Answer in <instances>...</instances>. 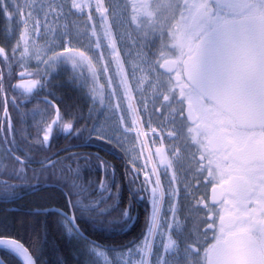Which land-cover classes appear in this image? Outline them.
I'll use <instances>...</instances> for the list:
<instances>
[{"label":"snow or ice","instance_id":"obj_1","mask_svg":"<svg viewBox=\"0 0 264 264\" xmlns=\"http://www.w3.org/2000/svg\"><path fill=\"white\" fill-rule=\"evenodd\" d=\"M67 3L66 7L65 0H24L27 12L19 2L13 5L23 29L12 50L13 59L20 48L21 68H26L24 57L32 55L39 60L40 52H30V48L42 35V28L54 34L52 25L62 19L66 21L73 15V9L80 14L87 12V19L91 21L88 10L94 8L99 13L101 36L106 42L102 45L96 25H91L89 31L97 50V63L101 65L102 74L107 73L105 51L101 49H110L107 53L109 63L115 64L122 94L130 100L132 90L117 48L113 24L127 22L134 25L133 30L143 38L137 42V58L141 64L152 71L156 65L165 69V73L154 75L150 87L158 96V100L154 98V110L165 109L158 119L167 121L164 127L171 145L170 153L163 148L156 149L165 174L171 172L169 195L172 199L168 201L171 223L167 220L163 225L161 223V202L165 192L159 176L152 181L146 174L145 182L153 185L150 190L153 209L142 241L123 251L108 249L113 254L111 260L101 250V245L88 242L86 255L102 258L103 264H264V0H115L110 7L105 6L104 0H67ZM0 10L11 19L5 0H0ZM110 19L113 23H109ZM64 27L67 28V24ZM153 41H158L161 46L158 51L162 61L147 58L144 48L155 47ZM63 50L71 52L72 48L64 47ZM0 57L7 64L8 56L3 47H0ZM68 60L74 67L77 62L87 65L93 82L99 85V90L94 87L92 91L103 102L104 86L99 84L95 65L85 52L64 57L60 51L51 48L50 55L42 62L52 67L58 61ZM140 70L144 71L143 68ZM136 71L137 68L132 69L133 76ZM165 74L166 80L161 82L159 77ZM19 76L21 80L14 87L23 89L27 96L38 86H44L39 79H24L31 76L26 70L20 71ZM106 79L111 85L112 78ZM145 80L147 76L141 77L137 88ZM3 82L4 73L0 71V96L7 114L8 99L3 93ZM111 95L115 96L116 92ZM49 107L54 111L50 113L47 126L38 130L43 133L42 140L39 136L34 138L38 143L47 146L53 126L57 124L65 133L79 134L80 130L64 120L58 107L50 102ZM129 108L135 110L131 104ZM144 108L147 110V102ZM148 123L150 131L156 132L150 119ZM163 139L162 136L161 142ZM17 151L19 149L12 148L8 153L13 165L11 176L24 182L27 180L25 161L15 154ZM25 159H29L27 153ZM194 159L196 166L190 175L197 179L191 183L186 180L184 192L191 199V207L196 209L197 216L203 218L188 221L185 217L189 223V227H185L177 219L179 189L172 187V182L177 181L178 173L189 171L185 162L190 164ZM40 163L54 172L50 159ZM152 174H157L155 168ZM78 179V175L73 177V188L79 187L83 192L85 189L75 183ZM199 182L204 183L206 189L211 188L210 201L200 193ZM95 188L101 193L98 199L90 200L86 205L80 200L75 203L69 200V203L78 210L94 213L97 223H112L109 217L113 215L114 201L110 203L105 195L109 190L103 182ZM189 188L195 189L196 194L189 192ZM14 191V185L0 180V197L10 199ZM119 215L127 226L131 220L129 213L120 211ZM64 220L66 227L71 225L67 228L69 234L74 231L75 235H81L75 217L64 215ZM161 227L167 230L161 233V237L167 235V243L162 252L159 249L153 252V241ZM0 245L23 257L24 264H36L28 249L18 241L0 239ZM87 264L98 262L89 259Z\"/></svg>","mask_w":264,"mask_h":264},{"label":"trees","instance_id":"obj_2","mask_svg":"<svg viewBox=\"0 0 264 264\" xmlns=\"http://www.w3.org/2000/svg\"><path fill=\"white\" fill-rule=\"evenodd\" d=\"M17 2L20 3L19 0H5L11 19L0 10V47L8 56L7 64L0 57V71L4 73L3 93L8 98L4 140L0 133L5 155L0 180L15 186L10 199L0 197V238L22 243L37 264H87L89 259H93L86 255L79 240L68 236L62 217L56 213L40 212L56 208L70 213L68 200L73 203L80 200L86 205L90 200L98 199L101 193L95 186L103 182L109 190L106 197L110 203L114 201L113 215L109 217L112 223H97L94 213L78 210L71 204L76 223L90 241L106 251L134 247L142 241L148 228L149 190L139 168L131 164L117 147L94 135V128L106 111L108 92L103 87L101 102L92 91L94 87L99 90V85L93 82L87 65L77 62L74 67L71 60L58 61L52 67L45 64L41 70L28 71L31 76L24 79H39L44 85L38 86L32 95L27 96L23 89L15 88L14 85L21 80V49H17L15 59L12 50L23 30L13 7ZM96 75L99 79L98 73ZM49 102L59 108L65 121L72 122L73 128L80 131L79 134L65 133L60 124L54 125L50 141L44 146L34 138L39 136L42 140L43 133L38 130L50 122L54 108L49 107ZM37 107L45 109L44 120L39 122V118L32 120V115L23 114V111ZM7 148L19 149L15 154L32 162V168L25 165L26 181L11 176L13 165ZM25 153L29 159H25ZM46 159H50L54 172L39 164ZM73 175L79 176L75 183L85 191L73 188ZM35 187L38 189L34 191ZM21 193L25 196L17 198ZM120 211H127L131 217L127 226L121 221ZM0 258L5 264H22L7 250L0 249Z\"/></svg>","mask_w":264,"mask_h":264},{"label":"rangeland","instance_id":"obj_3","mask_svg":"<svg viewBox=\"0 0 264 264\" xmlns=\"http://www.w3.org/2000/svg\"><path fill=\"white\" fill-rule=\"evenodd\" d=\"M20 6L24 12H27V8L24 7V0H19ZM47 2V0H45ZM105 3V1H104ZM65 6H68L67 0H65ZM106 6V4H105ZM88 11H91L92 20L89 21L87 19V12L84 14L75 13L74 9L72 10L73 15H71L66 21L60 20L58 23L53 24L52 27L55 29L54 34L49 33L47 28L41 29V38L38 37L35 39L34 47L30 48V52H40V59L34 58L32 55L28 57H24L26 60V64L34 65V67H39L43 64V59L45 56L50 55V49L55 48L62 53V56L65 57H75L78 56L79 52H85V54L92 59V63L95 65L96 73L99 76V82L104 86V88L108 91L107 95V105L106 111L100 122L94 128V135L104 140L108 143L116 146L123 154L126 156L128 161L139 168L140 173L149 174L153 177V179L159 176L161 188L165 192L164 199L162 201L161 208V223L163 225L164 221L167 220L171 223V213L168 212V201L171 200V196L169 195V183L170 176L169 172L167 175L165 174L164 167L159 163V157L156 155V149L163 148L165 152L170 153V143L169 138L166 135V129L164 126H167V121L155 122L153 118V102L154 98L157 99V95L154 94L151 96L149 93L151 91L150 85L154 82V75L157 74L155 69L154 71L150 70L147 66L141 64L140 60L137 58V51L130 47L128 44V40L124 38H118L117 42L120 44L119 49L121 55L123 57V61L126 67L127 76L129 79V84L134 93V102L138 108V115L143 125V134L141 133L139 136L137 135L138 128L136 127L135 117H133L132 109L129 108L128 99L123 96V89L119 84V75L115 72V64L109 63L110 58L107 53L108 49H102L105 51V60L104 63L108 64L107 73L101 72V65L97 63L96 60V51L93 44V38L90 36L89 28L91 25H96V30L98 36H101V25L99 13L95 12V9L92 8ZM83 17V18H82ZM89 21V22H88ZM111 23V21L109 20ZM90 23V24H89ZM67 24V28L64 25ZM31 26V25H29ZM114 29V28H113ZM67 32V35H65ZM30 45L33 42L29 41ZM102 45L106 42L103 40L101 36ZM135 44V43H134ZM64 47H71V52H65ZM121 47V48H120ZM158 53L153 51L152 54L147 53V58L149 60H153L157 57ZM137 68L136 75H132V69ZM140 68H143L144 71H141ZM90 72V71H89ZM91 73V72H90ZM107 74V75H106ZM147 76V80L137 88V82L141 77ZM106 77L112 78V83L109 85ZM109 85V87H108ZM110 89V90H109ZM113 91L116 92L115 96H112L110 93ZM147 102L148 110H145L144 104ZM119 104V107L116 105ZM141 115V116H140ZM149 119L151 120V127L156 129V132H152L149 129ZM136 127V128H135ZM131 129V130H126ZM145 131V132H144ZM164 137L161 142V137ZM155 140V143H153ZM1 155V151H0ZM155 168L157 170V174H152V169ZM144 181V180H143ZM179 186V180L177 178L176 186ZM149 187V186H148ZM173 187V183H172ZM180 200H176V209L177 213H179ZM150 206V199H149ZM150 218V213H149ZM179 220V214L177 216ZM66 230L69 225L66 227V223H63ZM149 225V223H148ZM167 231L164 227L158 230L157 236L153 243V252L159 249L161 252L163 250V246L167 243V235L161 237V233ZM176 231L175 227H173L172 232ZM68 232V231H67ZM69 237L75 238L79 240L84 250L87 252L85 248L86 243L88 241L78 237L75 235L74 231L72 234H69ZM102 250V249H101ZM104 251V250H102ZM108 255L109 259H113V254L105 251ZM94 261H97L98 264H103V259L96 257L94 254L91 256Z\"/></svg>","mask_w":264,"mask_h":264},{"label":"flooded vegetation","instance_id":"obj_4","mask_svg":"<svg viewBox=\"0 0 264 264\" xmlns=\"http://www.w3.org/2000/svg\"><path fill=\"white\" fill-rule=\"evenodd\" d=\"M114 2H115V0H105L106 6H109V7ZM110 20H111V23H113L112 19H110ZM113 28H114V31H115L116 36L118 38L127 39L129 45H130V43H129V41H130L131 42L130 47L137 51V42L142 40L143 38L138 36L137 33L133 30L135 28L134 25H129L127 22L115 23V24H113ZM153 43H155V45H156L155 47H152L151 45H149V46L144 48V51L146 53H150V54H152L153 51H155L156 53H158V55H157V57L155 59H160L162 61L163 57H161L159 55V51H158L161 46H160L158 41H153ZM26 68H21V70H24V71L26 70L27 72L31 71L30 68H27V69ZM0 70H1V68H0ZM155 71H156L157 74L165 73L164 69L163 68H159L158 65L155 66ZM159 80L161 82L165 81L166 80V74L165 75H161L159 77ZM150 89H151V91L149 93L151 95H154V94L157 95L156 91H154L151 87H150ZM162 90L163 89H160V91H162ZM157 100H158V96H157ZM1 102H3V97L2 96H0V107H1V104H2ZM3 105L5 107L4 102H3ZM7 107H8V103L6 105V108ZM164 112H165V109H163V108L159 112L153 110V118H154L155 122H160L161 121L160 119H158V117ZM23 114L27 115V116L28 115H32L33 119L39 118V122L41 120L45 119V109L44 110L43 109H39L38 107L36 109L25 110V111H23ZM4 115H5V109H4V112L1 115V119L3 118V121H4ZM2 125H3V122H2ZM1 158H2V156L0 155V162H1ZM196 159H198V156L196 157ZM185 163H186V166L189 169V171L188 172H180V173H178L179 186H177V189H179L178 197H179V200H180V204H179L180 207H179V213L178 214H179V220L184 224V226L185 227H189L188 221H191L192 219H202L203 217H202V215L201 216H197L196 209L191 207V199L189 197H187L185 192H184V187H185L186 180L189 183H191L192 181L197 179V177L190 175V171L195 169L196 160L195 159L192 160L190 164H188L187 161ZM39 164H41V163L39 162ZM27 167L32 168V162L28 163ZM39 186H40V184H38V187ZM38 187H35L34 189H37ZM197 187L200 189V193L204 194L206 196V199L210 201V197H211V194H212L211 193V188L209 187V188L206 189L204 187V183H202V182L197 183ZM189 192H191L193 195L196 194L195 193V189H193V188H189ZM24 196H25V194L19 195L20 198H23ZM19 197H17V198H19ZM185 217H188V221L185 220ZM173 239H176L175 235H173ZM177 242L179 243V241H177Z\"/></svg>","mask_w":264,"mask_h":264},{"label":"bare ground","instance_id":"obj_5","mask_svg":"<svg viewBox=\"0 0 264 264\" xmlns=\"http://www.w3.org/2000/svg\"><path fill=\"white\" fill-rule=\"evenodd\" d=\"M75 11V10H74ZM75 13H76V11H75ZM110 23V22H109ZM113 33H114V30H113ZM98 35V34H97ZM114 35H115V33H114ZM117 48L119 49V44H118V42H117ZM102 50V49H101ZM109 51H110V49H108ZM120 50V49H119ZM95 51H97L96 49H95ZM120 57H121V59H122V61H123V57H122V55H121V52H120ZM124 72L127 74V72H126V67H125V64H124ZM107 75V74H106ZM128 75V74H127ZM128 83H129V79H128ZM129 86H130V84H129ZM131 88V87H130ZM132 90V89H131ZM127 98V97H126ZM133 98H135L134 97V93L131 91V99L129 100L128 98V103H130L131 105H133L134 106V111H133V109H132V112H133V117H135V122H136V127L138 128V131L139 132H143V125H142V122H141V120H140V118H139V115H138V108H137V106H136V104H135V102H134V99ZM141 116V115H140ZM135 127V128H136ZM145 132V131H144ZM143 134V133H142ZM52 152V151H51ZM71 154V153H70ZM58 155V154H57ZM68 155V154H67ZM65 158V157H64ZM47 160V159H46ZM70 162V161H69ZM75 162V161H74ZM77 163V162H76ZM67 164V163H66ZM39 165V164H38ZM65 168V167H64ZM73 170V169H72ZM66 173V172H65ZM68 173V172H67ZM74 173H76V172H74ZM80 175V174H79ZM145 175L146 174H144V181H145ZM149 177H150V180H152V181H155V179H153V177L151 176V175H149V174H147ZM74 176V175H73ZM72 177V176H71ZM69 179H71V178H69ZM99 179V178H98ZM63 181V180H62ZM71 182V181H70ZM77 182H78V180H77ZM79 183H80V181H79ZM148 184V186H149V190H151V187L153 186L151 183H147ZM83 185H85V184H83ZM86 186V185H85ZM84 186V187H85ZM46 187V186H45ZM83 188V187H82ZM38 189V188H37ZM33 190V189H32ZM34 191H35V189H34ZM38 191V190H37ZM25 192V191H24ZM28 192H30V191H28ZM31 192H33V191H31ZM61 193V192H60ZM22 194V193H21ZM19 197V196H18ZM16 198V197H15ZM26 198V197H25ZM24 198V199H25ZM14 199V198H13ZM15 201H16V199H15ZM13 203V202H12ZM161 208H162V202H161ZM19 209V208H18ZM53 209H56V208H53ZM152 209H153V205H152V199H151V191H150V218H149V225H150V221H151V216H152ZM37 210V209H36ZM50 210V209H49ZM59 210V209H58ZM45 211V210H44ZM38 212V211H37ZM36 213V212H35ZM41 213V212H40ZM43 214V213H42ZM160 215H161V212H160ZM149 225H148V227H149ZM147 230H148V228H147ZM147 230H146V233H147ZM145 233V234H146ZM158 233V232H157ZM157 236V235H156ZM168 239V238H167ZM155 240V239H154ZM153 243H154V241H153Z\"/></svg>","mask_w":264,"mask_h":264},{"label":"water","instance_id":"obj_6","mask_svg":"<svg viewBox=\"0 0 264 264\" xmlns=\"http://www.w3.org/2000/svg\"><path fill=\"white\" fill-rule=\"evenodd\" d=\"M164 71H165V69H164ZM69 206H70V214H68V213H66V212H64V211H62V210H58V209H50V210H45V211H41V213H43V214H48V213H57V214H59V215H61V216H63L64 217V215H67V217H69V218H72V217H75L74 216V212H73V210H72V208H71V204L69 203ZM62 214H64V215H62ZM74 222H75V224H76V226L78 227V225H77V223H76V220H74ZM79 228V227H78ZM79 231H80V236L81 237H83L84 239H87L86 238V236L82 233V231L80 230V228H79ZM0 239H6V238H0ZM17 241V240H16ZM19 242V241H18ZM20 243V242H19ZM20 244H22V243H20ZM23 245V244H22ZM24 246V245H23ZM25 247V246H24ZM26 248V247H25ZM0 249H5V250H9V251H11V249H8V248H6L4 245H0ZM27 249V248H26ZM13 252V251H12ZM28 252H29V250H28ZM15 253V252H14ZM16 254V253H15ZM29 254L33 257V255L29 252ZM18 257H19V259L22 261V263L24 264V260H23V257H20L18 254H16ZM33 259H34V257H33ZM35 260V259H34ZM0 264H5L2 260H1V258H0ZM37 264V263H36Z\"/></svg>","mask_w":264,"mask_h":264}]
</instances>
